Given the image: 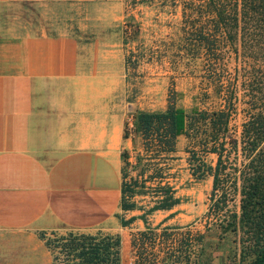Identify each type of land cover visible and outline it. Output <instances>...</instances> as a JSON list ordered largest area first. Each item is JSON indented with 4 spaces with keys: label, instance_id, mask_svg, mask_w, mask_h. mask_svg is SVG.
<instances>
[{
    "label": "trees",
    "instance_id": "1",
    "mask_svg": "<svg viewBox=\"0 0 264 264\" xmlns=\"http://www.w3.org/2000/svg\"><path fill=\"white\" fill-rule=\"evenodd\" d=\"M174 52L198 78L197 102L186 109L171 92L163 108L136 109L130 128L123 125L135 154L130 163L129 151L120 150L114 215L120 226L136 218L143 225L130 235L131 264H200L213 226L238 229L248 239L249 264H264V0H181ZM238 111L243 117L235 125ZM181 134L190 174L211 176L202 230L191 222L165 223L181 202L171 170ZM129 164L136 172L127 177ZM235 196L237 211L229 207ZM155 211L167 213L152 224ZM53 241L52 264H120L117 233L68 231Z\"/></svg>",
    "mask_w": 264,
    "mask_h": 264
},
{
    "label": "crops",
    "instance_id": "2",
    "mask_svg": "<svg viewBox=\"0 0 264 264\" xmlns=\"http://www.w3.org/2000/svg\"><path fill=\"white\" fill-rule=\"evenodd\" d=\"M77 50L71 35L0 27V264H52L44 231L123 228L124 112L81 85Z\"/></svg>",
    "mask_w": 264,
    "mask_h": 264
},
{
    "label": "rangeland",
    "instance_id": "3",
    "mask_svg": "<svg viewBox=\"0 0 264 264\" xmlns=\"http://www.w3.org/2000/svg\"><path fill=\"white\" fill-rule=\"evenodd\" d=\"M180 14L181 0H7L0 3V27L18 33L73 36L80 70L87 75L83 79L87 82L81 85L96 94V100L100 99L99 93H104L100 104L124 112V122L130 128L133 111L126 110L127 101L135 109H159L172 92L175 104L186 109L197 102L193 95L198 90V78L174 55ZM242 117L238 111L232 123L238 125ZM186 142L185 135L178 136L176 158L171 164L172 181L181 202L165 223L191 222L202 230L200 216L207 207L211 176L195 178L190 174L185 161ZM123 148L129 151L128 160L133 163L135 151L130 133L121 143L120 150ZM207 158L213 160L212 155ZM127 169V177L136 172L130 164ZM229 207L238 210L236 196ZM166 213L155 211L149 221L156 223ZM142 226L138 220L114 232L120 237V264H131L130 235ZM66 232L44 231L51 254H57L58 249L53 238ZM202 246L200 264H249L252 258L248 239L238 229L223 232L213 226L205 232Z\"/></svg>",
    "mask_w": 264,
    "mask_h": 264
},
{
    "label": "water",
    "instance_id": "4",
    "mask_svg": "<svg viewBox=\"0 0 264 264\" xmlns=\"http://www.w3.org/2000/svg\"><path fill=\"white\" fill-rule=\"evenodd\" d=\"M126 110H131V111H135L136 109H135V107H134V105H133V103L132 102H130V101H127L126 102Z\"/></svg>",
    "mask_w": 264,
    "mask_h": 264
}]
</instances>
